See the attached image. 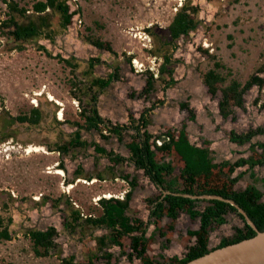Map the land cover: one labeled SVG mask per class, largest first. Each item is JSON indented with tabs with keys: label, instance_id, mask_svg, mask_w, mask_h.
I'll return each mask as SVG.
<instances>
[{
	"label": "rangeland",
	"instance_id": "374dc122",
	"mask_svg": "<svg viewBox=\"0 0 264 264\" xmlns=\"http://www.w3.org/2000/svg\"><path fill=\"white\" fill-rule=\"evenodd\" d=\"M60 1L73 13L71 23L66 27H62L58 12L47 11L48 21L40 29L44 32L42 36L29 39L21 49L6 33L0 32V138L3 137L0 142V216L11 220V240L0 241V264H63L62 260L71 258L73 264H81L97 256L96 239L106 231L83 224L82 227L74 226L70 232L64 228V221L71 222L70 213L77 208L75 203L85 216H99L101 211L97 201L109 194L124 199L125 195H119L126 191L127 184L120 178L110 177L94 179L92 184L93 180L90 182L85 172L94 174L99 167L101 174L106 175L110 161L100 155L92 161L93 152L88 147L58 153V147L67 144L77 131L75 123H83L80 117L83 109L96 107L99 115L114 125L126 124L129 114L138 118L144 108L158 101H163V108L168 106L177 110L181 103L188 102L197 113L199 108L206 110L204 114L213 120L212 129L215 128L214 131L223 138H228L230 129L242 133L255 128L262 116L261 101L257 104L255 101L258 97L264 99V87L259 92L257 86H253L246 92L244 110L234 109L235 114L243 112L238 113L237 122L221 120L215 114L212 99L219 100L221 87L209 102L199 97L205 98L202 82L209 70L215 69L224 76L225 88L233 81L243 84L254 74L264 77V0ZM15 2L19 8H27L26 16L33 15L32 0ZM184 6L189 9L196 28L188 36L173 41L168 28ZM10 16L6 4L0 1V20ZM29 17L17 16L22 24L30 19L35 23L38 21L35 15ZM97 40L108 44L110 50L94 46L93 42ZM165 57L171 59L167 66L172 69V78L176 82L167 89L163 88L159 77ZM92 59L99 60L94 67L90 66ZM134 59L142 65L140 72H135ZM215 63L220 67H215ZM116 67L122 80L116 85L124 94L120 108L112 103V86L99 95L100 89L92 85L93 81L106 78ZM146 72L153 75L155 84L153 92L145 97L141 90L147 81ZM93 92L97 99L92 103L90 95ZM49 95L54 100L49 99ZM123 105L129 106L125 116L120 110ZM161 106L156 105L154 113L161 110ZM33 109L40 112L37 124L27 125L14 120L16 116H31ZM181 112L180 117L188 118L186 110ZM64 120L66 122L62 123ZM160 133L163 132L154 135ZM130 134L133 132L127 131L122 140L116 142L117 138L102 127L95 132L96 136L88 133L84 141L98 140L106 150L125 156L122 145L130 141ZM201 138L191 136L195 143ZM30 146L42 147L43 152L28 154L26 150ZM77 164L83 168L86 178L73 174ZM55 169H61L64 175L55 174ZM124 170L129 172L132 168L128 166ZM137 179L144 183L133 189L132 198L136 202L131 204L127 214L146 221L150 209L147 201L159 196L160 191L145 183L146 178L141 180L139 174ZM69 185L73 188L68 189ZM202 205L198 203L197 209L200 210ZM226 219L227 224L209 232L207 248H215L223 239H232L234 228L243 225L235 214L227 215ZM179 223L180 233L173 232V236L179 237L185 229L197 226L195 221L191 227H186L182 219ZM152 226L149 225L145 236L151 235ZM49 227L57 232L55 247L49 257H35L26 233ZM156 238L157 235L148 252L150 256H162L164 264L171 253L184 257L185 248L176 242L166 243L165 238L155 243ZM114 250L119 252L118 248ZM121 259L124 262L120 264H139L136 259L131 262ZM94 263L105 264L102 260H94Z\"/></svg>",
	"mask_w": 264,
	"mask_h": 264
},
{
	"label": "trees",
	"instance_id": "16d2710c",
	"mask_svg": "<svg viewBox=\"0 0 264 264\" xmlns=\"http://www.w3.org/2000/svg\"><path fill=\"white\" fill-rule=\"evenodd\" d=\"M0 1L6 4L11 14L7 20H0V32L6 33L15 43H18L20 49L29 39L42 36L44 32L40 29L48 21L47 11L52 10L59 13L62 27H66L71 23L73 13H70L68 5L60 0H32L34 2L31 6L33 15L30 17L35 15L38 21L35 23V21L30 19L26 24L19 22L17 16L29 17L26 16L27 8H19L15 0ZM18 1L23 2L25 0ZM188 11L189 9L184 6L174 16L168 28L173 41L178 40L180 37L188 36L196 28V23ZM149 32L147 30V33ZM93 45L97 48L110 50V46L108 44L104 45L100 40L93 42ZM127 60L128 62L130 61V56ZM170 62L171 59L165 57L164 63L159 68V77L164 89L176 83L172 78V69L167 66ZM96 63H99V60H90L91 67H94ZM215 67H220V64L215 63ZM118 69L117 67L113 69V72L108 77L109 81L119 79ZM146 73V88L143 90L145 95L153 92L155 84L153 75L149 72ZM108 82L97 79L92 82V85L102 90L107 86ZM203 83L207 87L211 98L216 97L221 87V97L218 101L219 113L223 118L231 117L233 120L234 108L243 109V98L253 86H257L259 92L263 89L264 77L254 74L243 84L233 81L225 88L223 86L225 83L224 76L218 74L214 69L209 70L203 76ZM94 93L90 95L92 103L97 99ZM259 101H261L259 108L264 109V99L260 100L258 97L255 104ZM161 104H163V101H158L157 104L152 103L138 118L129 114L126 124L114 125L110 121L104 120L99 115L96 107L92 106L88 109H83L80 112L83 123H75L78 129L74 132L73 138L67 144L58 147V153L63 154H66L72 148L85 147V142L80 141L79 131L81 129L99 131L103 127L109 134L117 137L120 141L124 133L132 131L133 134L129 136L130 141L126 143V149L129 153L127 158L114 155L112 152H107L96 145H94L95 152L98 155L107 157L113 166L125 162L132 164L136 170L143 172L144 177L156 190L160 191L159 196L147 201L150 209L146 221L127 214L131 197L130 190L125 194L123 200L116 199L114 196L99 200L97 204L101 213L97 217L92 215L85 216L78 210L79 206L73 209L70 213L71 222L64 221L66 230L72 232L74 226L82 227L83 224H86L91 228H101L106 231L105 235L96 239L97 256H93L87 262L81 264H95L94 260H102L105 264H117L122 257H125L129 262L136 259L139 264H164L162 256L156 258L154 255L150 256L148 252L151 250L150 247L155 235L165 236V233H161V219L166 217L170 220V223L163 229L171 231L181 213L188 215L192 220L199 219V227L195 231H188L186 237L179 240V243L186 250L184 257L181 259L177 257L167 258L165 264H186L215 249L254 237L256 232L246 223L236 207L245 213L257 231L264 232V203L260 202L261 194L254 185H249L243 191L236 192L233 190V185L238 181L239 176L232 179L229 178V175L233 174L235 169L241 165L247 164L248 170L255 166L264 165V143L254 144V147L261 150V154L257 155L255 153L248 160L241 159L234 164L223 162L215 165L211 162L209 151L205 148L192 146L187 140L183 129L177 135L174 131L169 130L158 135L150 134L147 131L149 114L155 109L156 105ZM32 111L31 116H16L14 120L18 123L35 125L40 120V112L38 109H33ZM64 122L66 120L62 123ZM258 135H264V129H250L243 134L229 132L228 138L237 145H243ZM101 136L105 139L104 135ZM1 141H3V137L0 138ZM156 141H160L161 144L157 145ZM164 158H169V161L162 162ZM175 168L179 169V173H175ZM61 169H63L62 166ZM75 176L78 178L82 176L80 168L77 169ZM121 178L122 181H125L131 187L134 186L136 181L135 178L129 180L128 175H124ZM201 196H216L224 201L194 198ZM225 200L232 201L236 207ZM198 202L203 204L200 210L197 209L196 204ZM71 204V202L68 203L70 206ZM229 214H235L242 222V227L234 228L235 234L232 239H223L215 248H207L209 232L214 228L225 225L227 223L226 217ZM10 224L11 220L9 218L4 219L0 216V241L11 240ZM151 224L154 225L155 230L147 237L145 235ZM26 235L32 243V251L35 257L46 258L50 256L49 252L55 247L54 239L57 236L55 228L49 227L45 231L29 230ZM193 238L195 240L190 244ZM166 240L170 242L172 237L167 235ZM110 248H118L119 254L114 256L112 252L108 251ZM127 250L129 252H126ZM62 263L73 264V259L71 258L69 261L62 260Z\"/></svg>",
	"mask_w": 264,
	"mask_h": 264
},
{
	"label": "crops",
	"instance_id": "0c3cea01",
	"mask_svg": "<svg viewBox=\"0 0 264 264\" xmlns=\"http://www.w3.org/2000/svg\"><path fill=\"white\" fill-rule=\"evenodd\" d=\"M112 72H113V69H112ZM118 73H119V71H118ZM110 74H108L106 76V78H100V79L102 81H104V82H108L109 81V78L108 77H109ZM121 81L122 80H121L120 75H119V79H116V80L115 79H112L111 81H109L107 83V86L104 89H102V90L99 91V95L100 94L103 95L105 93V91L112 86V90H113V93H114V96H115L114 97L113 94H112V103H114V107H116V108L117 107L120 108V104L122 102L121 96H122V98H124V94H121L118 91L119 88L116 85L119 82L121 83ZM145 88H146V82H145V84H144V86H143V88L141 90V95H144L146 97V96H148L149 93L146 94V95L143 94V90ZM202 89L204 91L205 98L204 97H199V99L202 100V101H205V102H209L210 99H212V98L208 94L207 87L204 85L203 82H202ZM116 93L121 94V95L120 96L118 94L116 95ZM129 97H132L131 94H129ZM243 100H244V98H243ZM212 101L214 102L215 107H216L215 114L221 120H225V121L226 120H229L230 122H237V117L239 116L238 113L243 114V112L238 111L236 114L234 113L235 115H234V119L233 120H232L231 117L223 118L220 115L219 109H218V101L219 100H216L215 101L214 99H212ZM161 105H162L160 107L161 110H158L156 113H154V111H152L149 114V116H148V118H149V124L147 126L148 127L147 128V131L150 134H156L159 131L166 132V131L169 130V131H174V133L177 135L178 132L183 129L185 131V133H186V137H187V140L189 141V143L192 146H196L198 148H203V149L205 148V149H207L209 151V156L211 158V162L213 164H215V165L216 164L218 165V164L223 163V162H228L229 164H234V163L238 162L241 159L248 160L255 153L257 155L261 154V150H259L258 148L254 147V144H256V143H264V135H258L256 137H254L248 143H245L243 145H237V144L231 142L229 140V138H227V137L226 138H223L218 132L214 131L215 128L212 129V121L213 120H212L211 116L208 117V114L207 113L204 114L206 112V110H203V108H199V111L200 112L197 113L193 109V107L188 104V102L181 103L179 105V107H178V110L177 109H174V108H169L168 106H165L163 108V104H161ZM183 105H184V108H183ZM128 107L129 106L126 107V106L123 105L122 108L120 109L121 110V113L124 114L123 116H125V114H127V111L129 110ZM146 108H144L141 111V113ZM179 109H180V111H179ZM234 109H238L239 110L240 108H234ZM182 110H186L187 111L188 118L184 119V117H180V116H182V114H181L182 113L181 112ZM240 110H244V104H243V109H240ZM113 112L114 111H112V114H113ZM260 112H261L262 116L258 119V121L260 122L259 125L256 126L255 128H250V129H256V128H262V129H264V109H261L260 108ZM101 117H103V116H101ZM250 129H248V130H250ZM222 131H224V130H222ZM247 131L242 132V133H238L234 129H230V132H234L236 134H243V133H246ZM79 132H80V141L85 142V144H86V146L83 147V148H87L88 147V150H91L93 152V155H92V157H90V159H92V161H94L96 159L97 155H98L95 152V146L94 145H96V146H98L100 148H103L104 150H106V148L104 146H102L100 144V142H98V140L93 141V142L84 141V138H85V136L88 135V133H92V134H94V136H96L97 135V134L95 135V132L96 131H93V130L86 131V130H82L81 129ZM192 134L193 135H196L197 137L198 136H201L202 137L201 140H200L201 142L200 141H197L196 143L195 142H192V139H191ZM81 136L83 138H81ZM129 139H130V137H129ZM116 142H118V139H116ZM126 143H128V141L127 142H124V144L122 145V149H124L125 152H126L125 156H122V155L118 154V152H116L114 150H106V151L107 152H112L114 155H118V156H122V157L127 158L128 155H129V153H128V150L126 149ZM240 151H243V152H240ZM81 156H80V158H81ZM105 158L107 159V157H105ZM168 161H169V158H164L162 162H168ZM91 164H93V163H91ZM128 166H130L132 168V171H129L128 170L129 172H125L124 168L127 169ZM92 167H93V165H92ZM105 167H107V166L105 165ZM78 168L81 169V174H82L83 177L86 178V176H88L87 178L90 180V182L92 180H94V179L97 180V181L99 179L105 180L108 177H110L111 179L112 178H120V180L122 181V178L121 177H123L124 175H128L129 176V180H131L132 178H135L136 181H135L134 186L131 187V186H128L127 185V187H125V188H127L126 191L124 193H122V194L119 195V196H121V195L123 196L126 193H128V191L130 190L131 197H130V201H129V207L131 206L132 203L135 204V202H136V199L135 198H132L133 197V194H134L133 189L138 188L139 186H141L144 183V182H141L139 179H137L138 178V174H139V176H141V180L144 181V179H145L142 171L136 170L132 164H127V162H125L124 164H117L116 166H113L112 163L109 162L106 175L101 174L102 171L98 167V171L97 172H94V174H91L90 172H88V173H90V174H88V173L85 172V174H86V176H85L84 175V170H83V168L81 167L80 164H77L75 170L73 171V174L76 173V171H77ZM248 168L249 167H248L247 164L241 165L240 167H238V168L235 169V171H234L233 174L229 175V178H231V179L234 178V177H238L239 176L238 181L233 185V190L236 191V192H240V191H243L247 186L254 185L256 187V189L258 190V192L261 194L260 202H263L264 203V165H262V166H255V167H253L252 169H249V170H248ZM175 173H179V169L178 168H175ZM145 183H148L152 188H154V186L151 185L149 183V181H146ZM68 184H71V183H68ZM114 198L120 200L119 197H114ZM198 203H200V202H198ZM198 203L196 204L197 206H198ZM135 218H138V217L135 216ZM180 219H182V221H185L186 227L193 226L191 224L192 221H195L197 223V226H196L195 229H188V228L185 229L184 234L182 233L179 237L178 236H175V235L173 236V232L174 233H176V232L177 233H180V229H179V226H181V224L179 223L180 222ZM169 223H170V220L168 218L163 217L161 219V224H162V226H161L162 227V232L161 233H165V236L164 237H161L160 235H157V238L154 241L155 243H157V240H159V239H160L159 242H162L161 240L164 239V238L166 240V236L167 235H170V237H172V241H170V242H176L177 244H179V246L183 247L179 243V240H181L182 238L184 239L186 237L188 231H195L199 227V219L192 220V219H190V217L188 215L183 214V213H181L178 216V218H177V220H176V222L174 224L173 230H171V231L164 230L163 228L167 224H169ZM152 227H153V230H152V233H153L154 230H155V227H154V225ZM173 238H177V239H173ZM194 240H193V242H194ZM165 242L168 243L167 240ZM112 249H114V248H110V249H108V251L109 252H112L114 254V256H116V255L119 254L115 250L112 251ZM170 251H174L173 248H170ZM167 257H169V258L177 257L178 259H181L178 255H175L174 253H171ZM122 258H124V260L127 261V259L125 257H122ZM122 260L123 259L120 258V260H119V262L117 264H120ZM123 262L124 261H122V263Z\"/></svg>",
	"mask_w": 264,
	"mask_h": 264
},
{
	"label": "water",
	"instance_id": "95a60500",
	"mask_svg": "<svg viewBox=\"0 0 264 264\" xmlns=\"http://www.w3.org/2000/svg\"><path fill=\"white\" fill-rule=\"evenodd\" d=\"M194 198L224 201L222 198L216 196H201ZM226 202L236 207L232 201ZM236 209L239 214L244 217L246 223L256 232V235L238 243L215 249L186 264H264V232L257 231L245 213L238 207H236Z\"/></svg>",
	"mask_w": 264,
	"mask_h": 264
},
{
	"label": "bare ground",
	"instance_id": "6f19581e",
	"mask_svg": "<svg viewBox=\"0 0 264 264\" xmlns=\"http://www.w3.org/2000/svg\"><path fill=\"white\" fill-rule=\"evenodd\" d=\"M135 61H136V63H137V66H139V62L135 59ZM49 99H51V100H54L53 99V97L52 96H50L49 95ZM62 114V113H61ZM60 117H61V115H60ZM39 152H43V149H42V147H39V146H30V147H28L27 148V150H26V153H28V154H30V153H39ZM56 171H55V174H57V175H64V172L63 171H61V170H59V169H55ZM95 182V180H93L92 181V184ZM73 188V185H69L68 186V189H72ZM111 197V195L109 194V195H105V199H108V198H110ZM114 197H115V195H114ZM103 199V198H102ZM100 200V199H99Z\"/></svg>",
	"mask_w": 264,
	"mask_h": 264
},
{
	"label": "built area",
	"instance_id": "2783aa9c",
	"mask_svg": "<svg viewBox=\"0 0 264 264\" xmlns=\"http://www.w3.org/2000/svg\"><path fill=\"white\" fill-rule=\"evenodd\" d=\"M132 63H133V66L135 68V72H140L142 65L137 66V63H136L135 59L132 60ZM156 143H157V145H160L161 144L160 141H156ZM75 205H76V207H78L76 203H75Z\"/></svg>",
	"mask_w": 264,
	"mask_h": 264
},
{
	"label": "clouds",
	"instance_id": "9594fccd",
	"mask_svg": "<svg viewBox=\"0 0 264 264\" xmlns=\"http://www.w3.org/2000/svg\"><path fill=\"white\" fill-rule=\"evenodd\" d=\"M77 180V179H76ZM72 184V183H71ZM101 200V199H100ZM121 200H123V199H121ZM98 202V201H97Z\"/></svg>",
	"mask_w": 264,
	"mask_h": 264
}]
</instances>
